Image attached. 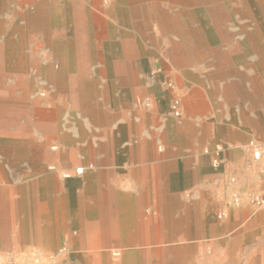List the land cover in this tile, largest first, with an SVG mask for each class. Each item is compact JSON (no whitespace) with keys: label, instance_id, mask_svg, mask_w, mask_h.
Masks as SVG:
<instances>
[{"label":"crops","instance_id":"0c3cea01","mask_svg":"<svg viewBox=\"0 0 264 264\" xmlns=\"http://www.w3.org/2000/svg\"><path fill=\"white\" fill-rule=\"evenodd\" d=\"M178 2L0 0V39L49 44L0 51V264H195L214 233L260 250L264 5L241 39H179Z\"/></svg>","mask_w":264,"mask_h":264},{"label":"rangeland","instance_id":"374dc122","mask_svg":"<svg viewBox=\"0 0 264 264\" xmlns=\"http://www.w3.org/2000/svg\"><path fill=\"white\" fill-rule=\"evenodd\" d=\"M181 8H188L190 22L180 20V25L183 28L178 32L172 31L170 28H165L168 33L173 32L174 35L181 33L179 39H241L244 35L241 32L240 25H243L246 30H250L249 19L253 11L250 10L251 3L248 0H178ZM248 3H247V2ZM264 5V0H260ZM246 5H248L246 7ZM252 9V8H251ZM264 10V7L262 8ZM255 12V9H254ZM264 15V12H261ZM261 14V16H263ZM255 15V14H253ZM182 16V14H181ZM164 29V28H163ZM149 34V33H148ZM166 34V33H165ZM185 35V37H183ZM176 37V36H173ZM169 39V37H164ZM154 39H160L155 37ZM175 39V38H173ZM104 45H101L103 47ZM193 48L200 50L198 45L192 42ZM49 44L45 39H0V51L4 57L13 59L15 55L36 54L41 60L49 55L47 49ZM47 48V49H46ZM102 49H100L101 52ZM48 57V56H47ZM7 60L5 59V62ZM12 61V60H8ZM24 60H21L23 63ZM197 62H201L198 60ZM34 78L43 85L45 83L44 68L39 63L32 66ZM24 73L21 70L20 73ZM17 73V71H16ZM22 73V74H23ZM13 79L7 80L5 83H12ZM40 94H45L44 88ZM217 219V216H215ZM212 241L208 244V250L201 247L196 253L195 264H264V234L259 235L260 250H251L247 246L241 245L239 251L227 252L221 248L219 236L213 234Z\"/></svg>","mask_w":264,"mask_h":264},{"label":"built area","instance_id":"2783aa9c","mask_svg":"<svg viewBox=\"0 0 264 264\" xmlns=\"http://www.w3.org/2000/svg\"><path fill=\"white\" fill-rule=\"evenodd\" d=\"M178 106H179V101L178 100H174L173 101V105H172V109L174 110V113L175 115H178L179 114V111H178ZM249 149L251 150V155H252V158L254 160H258L260 157H261V150L259 149L258 145H256L255 143L251 142L249 143ZM205 153H208L209 150L208 149H205L204 150ZM218 163V161L216 159L213 160V164L216 165ZM81 171V169H76L75 172L76 173H79ZM255 203L257 206L261 207L264 205V199L261 198V197H256L255 198Z\"/></svg>","mask_w":264,"mask_h":264}]
</instances>
